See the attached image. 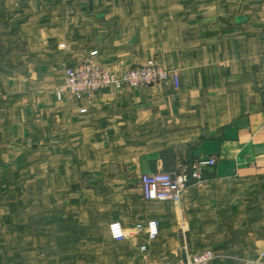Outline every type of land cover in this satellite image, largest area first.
<instances>
[{"label":"crops","instance_id":"0c3cea01","mask_svg":"<svg viewBox=\"0 0 264 264\" xmlns=\"http://www.w3.org/2000/svg\"><path fill=\"white\" fill-rule=\"evenodd\" d=\"M94 50L114 71L154 59L179 87L58 99L65 68ZM202 156L216 164L180 204L144 199L142 173L177 175ZM30 174L68 193L72 256L111 243L137 264L204 249L221 255L210 264H264V0H0V191H26ZM66 217L39 221L55 234Z\"/></svg>","mask_w":264,"mask_h":264},{"label":"rangeland","instance_id":"374dc122","mask_svg":"<svg viewBox=\"0 0 264 264\" xmlns=\"http://www.w3.org/2000/svg\"><path fill=\"white\" fill-rule=\"evenodd\" d=\"M43 179L30 174L25 179L28 182L26 191L22 193L0 191V264H137L138 261L134 259L130 262L123 260L124 258L118 254L120 249L111 243L108 248L109 255L72 256V222H70L72 205H67L68 193H53L46 185L43 189ZM58 196L60 199L57 198ZM9 200H12V207L8 205ZM53 203L55 208L51 207ZM53 211L60 212L62 217H68L63 223L55 225L59 232L49 234L46 232L47 227L52 225L43 223L39 219L46 220L54 213ZM96 227L97 231L93 233L96 239H92L93 251H96L98 243L105 242L100 239L106 234L101 230L102 226ZM75 242L80 251L85 241ZM167 262H171L168 257L156 263Z\"/></svg>","mask_w":264,"mask_h":264},{"label":"built area","instance_id":"2783aa9c","mask_svg":"<svg viewBox=\"0 0 264 264\" xmlns=\"http://www.w3.org/2000/svg\"><path fill=\"white\" fill-rule=\"evenodd\" d=\"M97 55V50L91 51L78 65L65 68L64 83L56 88L58 99H62L66 94L76 99L90 98L104 88L119 89L124 86L140 88L166 80H172L175 87H179L178 74L174 70L163 67L154 59L123 71H114L100 64L96 60ZM215 164L216 159L214 157L202 156L194 159L187 171L177 175L162 171L142 173L140 184L143 197L146 200L169 201L180 204L189 186L202 182L204 169ZM137 227L142 226L139 224ZM146 232L149 239H155L159 234V223L149 221L146 225ZM109 233L115 240H122L127 237L124 227L118 221L109 225ZM145 248V246L141 247L142 250ZM220 257L221 255L212 249H204L188 254L183 259L173 263L164 264H210Z\"/></svg>","mask_w":264,"mask_h":264}]
</instances>
